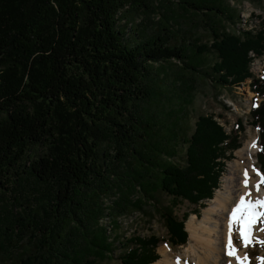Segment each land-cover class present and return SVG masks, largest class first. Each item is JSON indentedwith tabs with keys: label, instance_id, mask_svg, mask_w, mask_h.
I'll return each mask as SVG.
<instances>
[{
	"label": "trees",
	"instance_id": "16d2710c",
	"mask_svg": "<svg viewBox=\"0 0 264 264\" xmlns=\"http://www.w3.org/2000/svg\"><path fill=\"white\" fill-rule=\"evenodd\" d=\"M228 3L0 0V264H153L160 239L125 238L118 225L131 212L154 218L144 206L170 248L186 244L189 215L174 208L212 199L244 130L241 119L227 133L199 115L188 134L179 121L197 92L191 79L239 87L264 54V18L237 29ZM174 7L203 21L206 39L185 35ZM176 90L181 114L164 125ZM251 90L263 97L248 125L264 174V74Z\"/></svg>",
	"mask_w": 264,
	"mask_h": 264
},
{
	"label": "rangeland",
	"instance_id": "374dc122",
	"mask_svg": "<svg viewBox=\"0 0 264 264\" xmlns=\"http://www.w3.org/2000/svg\"><path fill=\"white\" fill-rule=\"evenodd\" d=\"M230 6L238 11V20H236V28L237 29H247V30H257L256 27L260 25L261 20L264 18V0H262L261 6L254 5L251 2L243 1L242 3H238L233 0H229ZM176 14L179 17V21L177 24V27H181L183 31H185V35H188V31H191V34H194L197 32V34H201L204 36V39H206V36L208 34V27H206L199 18H192L189 17L187 14H181L176 10V8H173ZM152 19L156 22L158 21V17L152 16ZM254 55L252 52L249 53V57H253ZM210 61H212V56L209 58ZM166 69H168L170 66L163 64ZM176 69V68H174ZM250 72L251 75L254 76V78L249 77L246 78V80L240 84L239 87L236 88H225L224 90H213L210 88V86H204L202 85V82L200 79L196 77H192L191 83L192 86L197 88V92L195 93V97L193 100V104L187 107V117L184 118L182 115L179 114L178 109V103L180 101L179 97L181 96L179 90H176L175 93L170 94V98L172 100V104L169 106H166L164 110V114H160L161 121L164 122V125H170L169 123L172 121V118L175 115H180V125L181 126H187L188 128V134L192 132L194 121L199 115H211L214 117V119L225 129L227 133H230L234 131L235 124L237 120L241 119L242 125L244 127V130L241 133H237L239 135L240 139V147L243 145V142L246 140L247 135L250 133L252 135H256L257 137V144H258V151L255 156L256 164L255 167L260 171L259 165L257 163V154L260 150L259 145V132L258 129L251 127L248 125V119H249V113L251 111L252 106L255 104L258 106L263 101V97L259 96L256 93H253L251 90V84L254 81L262 79V75L264 74V54L260 59H253L250 63ZM261 75V76H260ZM171 82V80H170ZM181 102V101H180ZM154 111L157 109L153 107ZM158 115V114H157ZM240 147L237 149L239 150ZM179 153L180 156L179 159H183L184 151L183 147H179ZM235 150L227 159L225 158L224 161V171L222 172V176L219 181L218 189L214 191L213 197L215 196V193L217 190H220L221 187V180L226 175V173L230 170V167L235 162L236 154ZM229 154H227L228 156ZM264 186V185H263ZM211 201V200H209ZM209 201L204 202L203 207L197 208L193 205H189L188 203L184 202L176 208H174V215L181 219L182 215L187 214L189 215L188 218L191 215H194V211L198 210V218L201 216V212L203 208L207 207ZM169 203V199L166 196H163L160 201V206L166 207ZM144 210L149 212L150 214L155 215L154 218H150L146 215H142V213L138 212H131L129 214H125L124 216L120 217L118 220V225L121 227L120 231L122 234H124V237L129 238L134 235V233L140 235L141 237H148L150 235L157 236L161 242H159L157 247V253L160 248L163 246H167L173 253L181 254L185 250L188 249V247L193 245V242H189V237L187 239V242L185 245L182 246H176L173 248H170L167 244L168 241V235L167 231L162 225L161 220L156 215V213H153L151 208H147V206L143 207ZM195 216V215H194ZM188 220V219H187ZM186 220V221H187ZM104 226L110 228L111 224L110 221H103ZM259 226V230L257 231V237L256 239L264 240V231H261L260 228L264 227V224L257 223ZM185 230H186V222H185ZM187 232V230H186ZM188 234V232H187ZM247 255L249 257L250 264H259V261L257 260V257H264V247H262L260 244H254L253 246L246 247ZM241 250H243L241 248ZM159 258L160 254L158 253ZM159 260V259H158ZM157 260V261H158Z\"/></svg>",
	"mask_w": 264,
	"mask_h": 264
},
{
	"label": "bare ground",
	"instance_id": "6f19581e",
	"mask_svg": "<svg viewBox=\"0 0 264 264\" xmlns=\"http://www.w3.org/2000/svg\"><path fill=\"white\" fill-rule=\"evenodd\" d=\"M257 141L256 135L250 133L247 135L243 145L235 152V162L221 180L219 186L221 189L216 191L207 207L203 208L199 218L191 215L186 221L189 242H193V245L181 254L173 253L165 245L158 250L160 258L153 264H237L234 258L226 255L228 217L239 197L246 191L251 194L249 198L252 200L264 199V186L261 185L260 190H256L255 185L259 178L252 170L253 168L258 170L255 167ZM253 142L257 147H251ZM245 170L249 174L247 189L242 184ZM258 230L257 224L253 229L254 239L257 237ZM232 241L238 254L243 257L248 250L240 240L237 226H233Z\"/></svg>",
	"mask_w": 264,
	"mask_h": 264
},
{
	"label": "snow or ice",
	"instance_id": "6c2138e0",
	"mask_svg": "<svg viewBox=\"0 0 264 264\" xmlns=\"http://www.w3.org/2000/svg\"><path fill=\"white\" fill-rule=\"evenodd\" d=\"M255 106V105H253ZM251 147H257L256 143L253 142ZM264 151V149H261ZM256 176L259 178L255 185L257 191L260 190L261 185H264V174L255 168L252 169ZM243 187L247 189L249 187V174L245 170L243 173ZM250 193L245 192L239 197L234 207L231 209L228 217V239L225 245L226 255L234 258L237 264H249V257L247 253L243 257L238 254V250L233 245L232 231L233 226H237L240 240L244 247L253 246L254 244H260L264 247V240L254 239L253 229L257 223L264 224V199H250ZM264 231V227L260 228ZM259 264H264V257H257Z\"/></svg>",
	"mask_w": 264,
	"mask_h": 264
},
{
	"label": "built area",
	"instance_id": "2783aa9c",
	"mask_svg": "<svg viewBox=\"0 0 264 264\" xmlns=\"http://www.w3.org/2000/svg\"><path fill=\"white\" fill-rule=\"evenodd\" d=\"M261 76V75H260Z\"/></svg>",
	"mask_w": 264,
	"mask_h": 264
}]
</instances>
